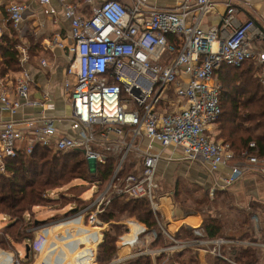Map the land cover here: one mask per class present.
Here are the masks:
<instances>
[{"label":"built area","instance_id":"1","mask_svg":"<svg viewBox=\"0 0 264 264\" xmlns=\"http://www.w3.org/2000/svg\"><path fill=\"white\" fill-rule=\"evenodd\" d=\"M85 1L91 7L88 15L80 11L78 4L64 5L70 44L58 31L52 38V46L66 48L71 55L64 81L71 106L67 116L46 114L47 93L42 99L32 97L33 78L27 67L30 57L26 49L19 55L18 74L0 80V109L9 113L7 120H0V174L8 175L7 160L30 155L37 147L54 153L78 152L94 164L114 157L110 180L104 186L91 185L95 193L85 206L71 207L82 227L66 226L68 235L88 227L98 228L100 233L93 238L101 239L82 257L64 262L58 254L44 256L49 246L48 230L54 224L37 221L28 223L27 232L34 234L29 239L28 257L27 245L14 254L2 248L0 251L12 254V264H27L30 260L33 264H98L97 247L107 224L101 215L112 200L120 197L124 203L147 199L162 233L172 241L149 254L194 250L198 257L212 255L232 263L225 249L253 243L208 238L203 227L192 228L194 238L177 240L158 218L161 204L156 202V176L161 161L175 160H203L212 171L228 168L224 188L242 178L245 160L264 172L259 157L248 152L238 157L230 144L216 141L210 134L222 112V85L215 76L221 65L240 67L254 60L256 75L264 87V47L254 43L255 39L264 40V31L254 20L238 18L240 3L249 4L251 0H223L225 11L219 13L220 22L210 27H204V22L217 11L218 0H180L171 7L158 6L151 0ZM39 2L48 5L51 0ZM7 10L8 21L19 30L27 5L12 2ZM47 64L45 58L41 60L42 66ZM28 107L41 111L30 117H16ZM61 122L68 123L65 127L76 135L58 129ZM250 147L255 148V143ZM46 195L57 198L54 192ZM27 217L29 220L30 215ZM125 225L131 232L129 224ZM126 235L118 247L126 241ZM73 239L69 240L71 248L78 245ZM124 259L119 257L110 264H120Z\"/></svg>","mask_w":264,"mask_h":264},{"label":"trees","instance_id":"2","mask_svg":"<svg viewBox=\"0 0 264 264\" xmlns=\"http://www.w3.org/2000/svg\"><path fill=\"white\" fill-rule=\"evenodd\" d=\"M14 29L12 23L9 22L11 35L5 32L0 43V53L2 55L0 59L2 69L0 77H7L10 73L21 70L19 50L13 40V38L17 39L18 33ZM215 76L222 85L220 96L222 112L217 121L221 129L220 139H222L223 143L230 144L232 151L238 157L244 152H248V154L264 158V87L256 75V62L249 60L240 67L223 64L216 70ZM253 142L256 145L255 148L250 147ZM88 162L78 152L54 153L46 147H37L30 155L20 154L16 158L7 160L8 175L0 174V214L17 220L7 227L6 233H9L17 244L31 239L33 237L32 233L25 231L29 225L26 223L28 210L41 202L58 201V198L46 195L50 190L68 185L72 180L89 179ZM93 166L97 174L91 185L97 183L99 186H104L113 175L115 159L114 157H109L106 163H93ZM178 193L180 192L177 191V197H179ZM81 194L77 197H66L64 195L63 199H72L68 201V206L73 205L74 208L80 209L89 201L84 199ZM204 196L208 200L207 191H205ZM197 202L201 205L203 200L199 199ZM216 212L218 213L217 215L212 214L211 211L208 212L210 216L202 225L208 238H216L220 233L219 210ZM116 213L136 216L140 222H136L134 219L127 221L131 232L124 237L126 241L121 243L119 248L127 241L143 236L146 232L144 225L150 229H156L157 232V237L150 242L151 247L159 248L172 244V241L162 233L157 217L147 199L124 204L123 198H116L106 207L101 219L106 223H110L112 218L116 217ZM199 213H202V210ZM188 216L193 223L201 219L200 216L192 213H188ZM24 223L26 227H24ZM102 234V241L97 247L98 264L100 262H109L116 256L118 243L112 231H104ZM174 237L177 240H186L194 238L195 234L193 229L182 226ZM242 248L241 246H233L232 252L225 250L226 252L224 251V253L230 252L233 262L257 264V253L253 249H243L238 252ZM185 251L192 255L188 262L181 258L183 253H187ZM185 251L172 253L170 257L175 259L176 264H179V262L182 264H199V257L196 251ZM164 257L160 256L155 259L161 263ZM208 258L214 264H234L212 255H208ZM131 262V264H153V259L151 256L145 255L135 260L133 259Z\"/></svg>","mask_w":264,"mask_h":264},{"label":"crops","instance_id":"3","mask_svg":"<svg viewBox=\"0 0 264 264\" xmlns=\"http://www.w3.org/2000/svg\"><path fill=\"white\" fill-rule=\"evenodd\" d=\"M179 1L180 0H151V3L162 7H171L176 5ZM12 2L24 3L28 7L23 21L20 24V29L14 30L18 33L17 39L22 41L19 46H21L22 49H26L30 57L27 67L33 78L31 95L34 99H42L47 93L46 114L56 117L67 116L70 113L71 106L68 95L64 89V81L67 76V68L71 61V55L66 48L52 46V38L58 31L67 45L71 42L70 23L64 16V5L66 3L78 4L80 11L85 15L90 14L91 7L87 5L85 0H51V3L48 5L41 4L39 0H0V32L2 33V37L5 32L11 35L9 32L7 8ZM52 9H54L55 12L48 11ZM216 9L217 11L215 13L206 17L204 27L217 25L220 22L219 13L225 11L223 0H218ZM238 18L241 21H246L248 19L254 20L258 27L264 31V0H251L249 4L241 2ZM24 39L28 40V45L23 43ZM254 43L259 48L264 47V40L255 39ZM1 58L2 55L0 53V59ZM44 58L48 63L47 66L41 65V60ZM15 74H18V72L10 73L9 78ZM3 78L5 77H0V80ZM40 111L41 108L28 107L21 110L16 117H30L37 115ZM8 118L9 113L0 109V120H7ZM66 125H68V123L61 122L58 125V129L62 132L76 135V132L65 127ZM216 125L217 123L212 126L210 131L213 138L215 137ZM217 127V130L221 132L219 124ZM216 141L223 142L222 139ZM259 159V162L263 163L264 166V158L259 157ZM161 162H165L166 165L163 168L159 164L156 176L157 187H159L161 182L158 175L162 180L165 178L166 181L170 182V180H168L169 175H176V171L182 170V174L188 172L189 175H191V173L193 176L197 175L199 178L198 180L203 182L201 183L202 188L209 191L213 201H217V203L220 204L219 218L221 225L218 237H228L237 240L245 239L246 241L258 240V236L256 235L259 231L256 228H258L259 220H264V172L258 171L254 164H250L248 160H245L242 162V168L244 170L242 178L228 188H224V178L230 172L228 168L212 171L209 165L203 160ZM193 179L195 178L193 177ZM173 182L174 179H172L171 183ZM173 184L176 189L172 190L171 197H167L171 203L172 200L175 201L177 191H179L177 179ZM159 196L161 198L164 195ZM164 199L160 202L161 208L159 217L161 220L165 221L163 224L170 233H176L182 226L191 229L202 227L205 218L210 216L187 209L183 210L181 213H176V208H164ZM188 213L200 216V221L196 223L191 222ZM61 225H63V223H60L59 226ZM199 264H208V262L205 257L200 256Z\"/></svg>","mask_w":264,"mask_h":264},{"label":"rangeland","instance_id":"4","mask_svg":"<svg viewBox=\"0 0 264 264\" xmlns=\"http://www.w3.org/2000/svg\"><path fill=\"white\" fill-rule=\"evenodd\" d=\"M14 42L17 45V48L19 50V54L21 53L22 47L19 46V44L22 43V41L20 39H14ZM23 43H26L27 45L28 40L24 39ZM21 47V48H19ZM1 69V66H0ZM2 71V69L0 70V72ZM218 123L215 127V140L220 139V131H218ZM164 164V165H163ZM165 162H161L160 166H162L163 168L165 167ZM88 167H89V171L90 173L88 174L90 176L89 179L87 180H80V179H76V180H72L70 181V183L68 185H64L58 188H54L53 190H50L49 192H54L56 193L57 196V200L58 201H54V202H41L38 205H35L34 207H32L31 209L28 210L27 214H26V223L28 224H35L37 221H46V222H52L54 225L51 226L49 228V246L45 248L44 250V256L49 255L50 257L53 254H58L61 255L63 257L64 262L70 260L72 261V259L74 260L76 257H82V255L85 252H88V248L94 247L95 244L97 243V241H100V237L98 239L93 238V236H96V234H99V230L98 228L95 227H88L86 230H81L78 231L77 233H72L71 235H68L67 231H66V226H71V225H75V226H80L82 227L80 224H78L80 221L79 219H77L78 217H73V213L71 212V207L74 208L73 205H69L68 206V201L72 200V199H63V196L65 195L66 197H77L79 196L81 193L82 197L86 200H90L92 198V195L95 193V190L91 189V183L93 182L95 176H96V171H95V167L93 166L92 162H88ZM192 173L191 175H189L188 172H186V174H182V170L176 171V175H169L168 180H170V182L166 181L165 178L164 180H162V178H160V176L158 175L159 179L161 180L159 187H157V203H160L164 198V208L166 207V209H173L176 208V213H181L183 210L187 209L190 211H199L202 210V213L204 215H210V212L213 213L214 215L218 214L216 211L219 210L220 208V204L217 203V201H213V199L210 196V192L205 190V188H202L201 183H203L202 181L198 180V176H193L195 179H193L192 177ZM177 179L178 181V190L181 193L179 197H176L175 201L172 200V203L169 199H167V197H171L172 195V190H175L176 188L174 187V182ZM172 179H174V182H172ZM86 181V182H84ZM76 186H80V187H76ZM71 187V188H70ZM205 191L208 192V200L205 199L204 193ZM97 192V191H96ZM159 195H164L163 197L160 198ZM203 200L202 204L199 205V203L197 202L198 200ZM205 200V201H204ZM170 201V202H169ZM195 201V203H194ZM124 202V201H123ZM169 202V203H168ZM216 202V203H214ZM130 203H134V202H130ZM130 203H124V204H130ZM202 208V209H201ZM201 213V214H202ZM27 215H30L29 220ZM115 218H112V222L107 223L106 226H104L103 230L104 231H112L114 233L113 236H115L118 240L117 243V247H116V253L112 260H110L109 262H104V263H99V264H110L113 260L118 259L119 257H123L124 256V260L122 263L120 264H131L133 261V259L135 260L138 257H142L145 255H149L151 256V258L153 259V264H176L175 259H173V257L171 258L170 254H166V253H162L161 255H156L153 256L151 254H149V251L151 250V252H154V250H156V247H151L150 246V242L155 238V233L156 229H150L149 227H147L146 225H144L145 227H147L149 229V231H146L145 234L141 237H135V239H132L130 241L133 240H142V243L140 244V247H138L134 252H129L127 255L128 257H126L125 254L121 255V251L122 248L124 247L125 244H127L129 241H127V243H125L124 245H122V247H118V244L120 243V241H122V237L124 235H129V229L127 228V225H125V223H127V219L130 218H136V216H129L127 214H121L120 213H116ZM160 220L161 218L158 217ZM190 218V217H189ZM209 218V217H207ZM205 218V220L207 219ZM17 219H13L10 218L7 215L4 214H0V248L6 250L9 253H15V250H23L24 249V245H29L31 243L30 240H25L24 243H20L17 244L14 241V238L9 234L6 233V231L8 230L7 227L14 221H16ZM192 220V219H191ZM204 220V221H205ZM200 221V220H199ZM264 221V220H263ZM263 221L259 220L258 222V231L259 233L256 235L258 236V240H254L251 241L249 240V242L253 243L250 244L248 247H244L242 249H239L238 252H241L243 249H253L256 253H257V258H258V263L257 264H264V246H262V244H264V223ZM198 222V221H197ZM60 223H63V225L59 226ZM161 223H165V221L161 220ZM30 225V226H31ZM83 225V224H82ZM20 226V225H19ZM24 227L25 223H24ZM22 228V227H20ZM28 226L26 227V232H27ZM254 229V228H253ZM13 230V229H12ZM103 231V232H104ZM102 232V231H101ZM102 232V233H103ZM254 233V232H253ZM80 234V236H79ZM32 235L34 236V234L32 233ZM103 236V235H102ZM72 238H74L73 240L76 241V243L78 245H76L75 247L71 248L70 244H69V240ZM141 238V239H140ZM228 238V237H225ZM250 238V236H249ZM12 239V241H10ZM234 239V238H231ZM237 240V239H235ZM242 240V239H241ZM244 241H246L245 239H243ZM5 243H4V242ZM91 241V242H90ZM3 243V244H2ZM17 244V245H16ZM258 245V246H257ZM66 249V250H65ZM226 251L228 249H225ZM224 250V251H225ZM14 251V252H13ZM185 251V250H184ZM183 251V252H184ZM225 251V252H226ZM187 252V251H185ZM232 252V250L230 251ZM230 252L226 254V256L228 258L231 259L230 257ZM9 253H5L0 251V262H2V264H4V262L7 261L8 256L6 255H10ZM160 256H165L164 259L161 261V263L157 262L155 258L160 257ZM191 253H183V256L181 258L185 259L187 262L189 261V258L191 257ZM83 259H86V257H84ZM62 260V261H63ZM208 264H214L213 261L211 259H207ZM233 260V259H231ZM34 260H30L29 262H27V264H33ZM131 262V263H130ZM145 262V261H143ZM61 263V262H60ZM59 263V264H60ZM233 263V262H232ZM63 264V263H61ZM152 264V263H151ZM179 264H182L181 262H179ZM234 264H240L236 261H234Z\"/></svg>","mask_w":264,"mask_h":264},{"label":"bare ground","instance_id":"5","mask_svg":"<svg viewBox=\"0 0 264 264\" xmlns=\"http://www.w3.org/2000/svg\"><path fill=\"white\" fill-rule=\"evenodd\" d=\"M82 232V231H81ZM48 235V239H49V234H47ZM79 236H80V234H79ZM142 242H141V240H133V241H129L127 244H125L124 245V247L122 248V251L120 252L121 253V255H123V254H127V253H129V252H134L139 246H140V244H141ZM66 250V249H65ZM6 256H8V259H7V261L6 262H4V264H12V254H10V255H6ZM93 264H95L94 262H93Z\"/></svg>","mask_w":264,"mask_h":264},{"label":"water","instance_id":"6","mask_svg":"<svg viewBox=\"0 0 264 264\" xmlns=\"http://www.w3.org/2000/svg\"><path fill=\"white\" fill-rule=\"evenodd\" d=\"M133 219H134L136 222H138L136 218H133ZM26 252H27V257H28V256H29V253H30V246H29V245L26 246Z\"/></svg>","mask_w":264,"mask_h":264}]
</instances>
